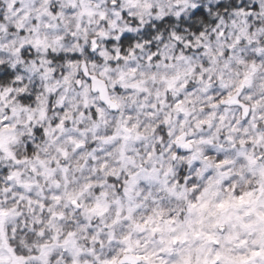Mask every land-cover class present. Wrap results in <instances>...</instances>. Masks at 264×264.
Returning a JSON list of instances; mask_svg holds the SVG:
<instances>
[{"label": "clouds", "instance_id": "1", "mask_svg": "<svg viewBox=\"0 0 264 264\" xmlns=\"http://www.w3.org/2000/svg\"><path fill=\"white\" fill-rule=\"evenodd\" d=\"M0 264H264V0H0Z\"/></svg>", "mask_w": 264, "mask_h": 264}]
</instances>
